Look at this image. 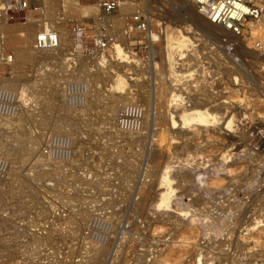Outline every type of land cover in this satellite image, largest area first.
Listing matches in <instances>:
<instances>
[{"label": "rangeland", "instance_id": "1", "mask_svg": "<svg viewBox=\"0 0 264 264\" xmlns=\"http://www.w3.org/2000/svg\"><path fill=\"white\" fill-rule=\"evenodd\" d=\"M184 1L183 9L175 8L193 10ZM44 2V22L62 29L72 50L69 27L55 14L56 0ZM94 6L95 0H86L72 12L82 18L90 8L87 16L107 15ZM106 17L120 18L121 11ZM106 27L98 26V36H111L106 45L119 46L126 58L105 46L98 61L77 53L73 67L61 49L53 60H39V54L21 60L16 42L24 32L5 33L15 56L11 76L20 80L28 103L20 104L26 113L0 119V153L7 150L14 167L0 183V264H195L198 257L203 264H264V178L256 177L258 162H250L251 149L243 147L247 142L264 152V133H257L264 131V39L256 48L249 31L231 42L204 27L176 26L181 38H169L167 46L159 42L163 28L156 26L158 43L149 52L133 46V38L125 40L124 21L122 29ZM32 42L23 46L26 52ZM230 45L238 62L224 51ZM117 76L125 83L120 91L110 82ZM73 80L91 86L84 109L59 102L62 83ZM117 92L142 97L143 108L128 105L141 107L145 128L143 120L119 127L128 133L114 128L111 97ZM169 95V104L162 105ZM55 125L73 142L65 162L46 150L48 128ZM94 216L102 232L98 242L88 237ZM94 243L98 248L89 245Z\"/></svg>", "mask_w": 264, "mask_h": 264}, {"label": "built area", "instance_id": "2", "mask_svg": "<svg viewBox=\"0 0 264 264\" xmlns=\"http://www.w3.org/2000/svg\"><path fill=\"white\" fill-rule=\"evenodd\" d=\"M86 0H56L55 14L58 21L65 23L68 30L73 32L82 31L85 33L83 41L74 44L70 55L66 57V64L70 67L75 65L73 57L77 53H83L91 60L97 59L98 49L104 48L111 36H98V18L95 16H76L72 12L75 6L82 5ZM139 0H95L97 11L110 15L119 11V8L128 3L136 2V9L127 15L126 28L134 39L133 46H142L151 52L153 49L152 36L149 28L150 17L138 5ZM197 12L210 21L212 24L225 28L237 36H243L249 30L248 23H264V0H190ZM49 14L48 6L44 0H0V26L13 23L32 22L39 25L41 20ZM93 17V23L85 21ZM89 26V27H87ZM91 32V33H89ZM60 37L55 28L44 23L36 32L32 47L38 52L58 50ZM261 46L256 41V48ZM233 45L226 46V51H232ZM85 53V54H84ZM149 54V53H148ZM152 57V55H151ZM14 53L7 44L6 35L0 30V78L11 76L14 73ZM87 82L69 81L65 84V102L71 108H80L85 104L88 95ZM89 86V85H88ZM18 102L14 91L8 88H0V116L14 117L18 111ZM141 123V110L135 105H126L119 118V126L133 127ZM259 133V132H258ZM50 157L53 160L65 162L71 158V141L69 136L54 134L49 139ZM258 150V148H256ZM9 170L8 162L0 157V180L6 176ZM88 237L92 242H98L100 230H98V216L89 221ZM98 246V244H89Z\"/></svg>", "mask_w": 264, "mask_h": 264}, {"label": "bare ground", "instance_id": "3", "mask_svg": "<svg viewBox=\"0 0 264 264\" xmlns=\"http://www.w3.org/2000/svg\"><path fill=\"white\" fill-rule=\"evenodd\" d=\"M176 1H179V3H176ZM150 2H152V3H154V4H156V2H158L157 4H156V8L154 7V6H152L151 4H150ZM185 1L184 0H148L147 2H144V1H142V0H139L138 1V5L139 6H141V8L142 9H146L147 10V12H148V14H149V17H150V21H149V25H150V32H151V36H152V44H153V47H154V45L156 44V42L158 43V39H157V36H155V35H157L156 34V30H154V27H156V26H161L163 29V32L162 33H160L159 34V42H161V44L163 43V44H166L167 46H168V44H169V38H173V39H175L176 40V38H177V41L179 40V38H181V35H178V34H176V26H178V27H180V26H184V27H188V26H190V25H194V27L196 28V29H199V28H202V27H204L206 30H208V31H210L211 32V34L212 35H220V38L221 39H223V40H227V41H231V42H235V41H237L238 40V38H241V37H245V35L246 34H244L243 36H237V35H235V34H233V33H231L230 31H228V30H226L225 28H222V27H220V26H217V25H215V24H212L210 21H208L206 18H204L202 15H200L198 12H197V10H196V8H195V6H194V4L189 0V5L193 8V10H188V11H182V12H180L179 10H178V8H175V6H178L179 8H184L185 7V3H184ZM137 4H136V2H132V3H128V4H126V5H123V6H121L120 8H119V11H121V17L119 18H117V19H114L115 17H113L112 18V20H110L111 18H109V17H106V16H110V15H105V17H102V16H98L97 18V20H98V26H100V27H105L106 29H107V31H108V28L106 27V25L109 27V28H111L112 27V24L116 27V28H121L122 26H123V21H124V23H125V30H124V34H125V40L128 42V40H130V38H132L131 37V35H129L130 33L128 32V29L126 28V21H127V15L129 14V13H131V12H133L135 9H136V6ZM92 8H94L95 9V11L97 12V8L94 6V7H92ZM90 11H92V9H88V10H84V11H82V14H83V16H87V13L88 12H90ZM146 12V11H145ZM98 13V12H97ZM189 13H190V15H189ZM90 15H91V13H90ZM57 17V16H56ZM46 18H44V19H42L41 20V23L39 24V29H40V27L44 24V23H46V22H44V20H45ZM57 19H58V17H57ZM113 19H114V21H113ZM56 19L54 18V21H55ZM161 20H162V24H160L161 23ZM159 21H160V23H159ZM30 22H27V23H13V24H20L19 26H15V27H13V26H8V25H13V24H4V25H2V26H0V30L5 34V33H7L8 35H13V33L15 34V33H19V32H21V31H23L24 32V34H22L21 36L23 37V40L22 41H18V42H16L17 43V48H18V54L16 55L17 56V58H19V59H21V60H29L30 58H32V55L33 56H36V55H38L39 54V56H41L40 58H39V60H53L54 59V57H56V53L55 52H57V50L54 52V51H48V52H38V51H36L35 49H33V47H32V49L33 50H31L30 48L29 49H27V52H26V50L24 49V47L23 46H25V45H30L31 44V42H32V39H33V37L35 36V34H36V32L38 31V30H36L35 28H34V26L33 25H30L29 24ZM26 24H29V25H26ZM34 24H36V23H34ZM171 25H173V27H171ZM53 28H55L56 30H57V32H58V35H59V37H60V45H59V48H58V51H60V49H61V52H62V58H63V60H64V58L66 57V56H69L70 55V53H69V51H71V48L70 47H67L66 46V44H65V39H62L63 37V35H62V29H57L55 26H53V25H51ZM165 26V27H164ZM248 26H249V35L250 36H252L254 39H256L257 41H261L262 39H264V23H255V22H250V23H248ZM122 29V28H121ZM116 30V29H115ZM157 30H158V28H157ZM109 32H111V31H109ZM64 33V32H63ZM112 33V32H111ZM158 33H159V31H158ZM248 33V32H247ZM65 34H67L66 36H68V38H71V36H72V45H74L75 43L76 44H78V42H80V41H83V39H84V37H86V35H85V33L84 32H82V31H78V32H73V33H71V36L66 32ZM189 34V33H188ZM187 34V35H188ZM162 35V36H161ZM244 39V38H243ZM248 39H250V37L248 38ZM124 39H123V44L124 43H126V41H125ZM241 42H243L242 40H241ZM111 43V42H110ZM244 43H242L241 45H243ZM27 46V47H28ZM107 47H108V50L107 51H112V53H115L116 54V56H117V58L118 59H121V60H123L124 58H126V52H124L119 46H117V45H112V46H110V45H106ZM172 46V45H171ZM170 46V47H171ZM227 47H229V46H227ZM105 48V47H104ZM104 48H100V49H104ZM169 48V47H168ZM243 48H244V45H243ZM154 49V48H153ZM35 51V52H34ZM172 51V50H171ZM224 51H225V53H226V55H227V57L231 60V61H233L234 63L235 62H238V60L236 59V57L234 56V47H233V49H232V51H229V52H227L226 51V47L224 48ZM37 53V54H36ZM164 53H166V54H169L170 55V52H169V50H167V49H165V51L163 50V54ZM178 53V52H177ZM38 56V57H39ZM166 56V55H165ZM168 56V55H167ZM181 56V55H180ZM37 57V56H36ZM37 57V58H38ZM177 57V56H176ZM168 58V57H167ZM170 58V57H169ZM154 59V58H153ZM20 60V61H21ZM170 60V59H169ZM65 61V60H64ZM152 61V60H151ZM181 61V60H180ZM38 62V61H37ZM96 62V61H95ZM165 62V61H164ZM168 62V61H167ZM166 63V62H165ZM65 65V64H64ZM167 65V64H166ZM166 65H164V66H166ZM67 66V65H66ZM183 66V65H182ZM15 67V62H13V68ZM65 67V66H64ZM68 67V66H67ZM70 70H72V69H70ZM177 70V69H176ZM178 71V70H177ZM14 72H15V68H14ZM70 74V73H69ZM13 76H11V77H9V78H5V77H3V78H0V88H8V89H11L12 91H14V93H15V95H16V98H17V102H18V111H17V113H16V115L14 116V117H11V118H9V117H1L0 116V119L2 118V119H13V118H15V117H17L19 114H22V113H26V110H25V108L24 107H21L20 106V104L21 103H23V105L24 104H26V103H28V99H27V97L25 96V93H24V90L22 89V88H20V80H18L17 78H12ZM12 78V79H11ZM70 78V77H69ZM69 80V79H68ZM76 80V79H75ZM74 81V80H73ZM69 82V81H68ZM110 82L112 83L113 82V84L114 85H116L118 88H119V91L120 90H122L123 89V87L125 86L124 84V81L122 80V79H120L118 76L116 77V78H111L110 79ZM67 82H64V83H62V86H61V88H62V96H63V100H62V98L59 100V102H61L62 103V101H64L63 103L65 104V106H67V104H66V102H65V93H64V86H65V84H66ZM106 87H108V85H106L104 88L105 89H103L104 90V92H108V90H106ZM87 88H88V95L86 96V98H85V104H87L88 103V100H89V98H90V95H89V90H91V86H88V84H87ZM175 91L176 90H173V92L175 93ZM116 93V92H115ZM121 93V92H120ZM120 93L118 94V92H117V95H112L113 97H111V99H113V101H115L116 103H115V115H114V128L116 129V128H119L120 126H119V118H120V115L122 114V110H124V108H125V106L126 105H128V104H135V103H137V104H135V105H138L139 103H140V106L142 107V103L144 102L141 98H140V100L139 99H135L133 96L132 97H130V98H128L127 96H120ZM170 94V93H169ZM172 95H173V93H171ZM111 96V95H110ZM129 96V95H128ZM98 97H100V96H98ZM107 97H109V96H107ZM168 97V96H167ZM166 97V98H167ZM146 98V97H145ZM165 98V97H164ZM163 98V99H164ZM165 98V99H166ZM170 98H171V96L169 95V97L167 98V100L165 101V102H163V103H161L162 105H168L169 104V101H170ZM108 99H110V97L108 98ZM148 101H149V99H147ZM147 100H145L147 103H148V101ZM136 101V102H135ZM145 102V103H146ZM111 103H112V101H111ZM110 104V103H109ZM114 104V103H113ZM62 106V105H61ZM139 106V107H140ZM68 107V106H67ZM86 107V106H85ZM85 107H82L81 109H84ZM141 107L139 108L140 110H141V124H142V120L144 121L143 122V126H144V128H145V120L146 119H148V118H146V117H144V119H143V110L141 109ZM143 108V107H142ZM68 109L70 110H74V108H70V107H68ZM76 109V108H75ZM148 113H149V111H148V109H146V107H145V114L144 115H148ZM69 116V115H68ZM66 118V117H65ZM51 120V119H50ZM49 120V121H50ZM51 123V122H50ZM50 123L48 124V125H50ZM147 123V122H146ZM54 124V122H52V124H51V126H54L53 125ZM51 126H49V128H48V133L46 134V139H45V144H46V150H47V153L50 155V142H49V139H50V137L51 136H53L54 134H64V135H69L68 134V132L67 131H65V130H62L64 127H57L56 125V127H55V129H57V130H55V129H51ZM67 125H65V127H66ZM65 129V128H64ZM120 129V128H119ZM264 130V129H263ZM117 132H118V130H116ZM120 131L121 132H123V133H128V131H124V129H120ZM121 132H118L117 134H122ZM258 132H260V133H264V131H258ZM257 132V133H258ZM130 133V132H129ZM71 134V133H70ZM253 135H256V134H254L253 133ZM252 135V136H253ZM45 136V135H44ZM163 137V135L161 136V138ZM163 139V138H162ZM70 141H71V145L73 146V142H72V140L70 139ZM159 141H161L162 142V140H159ZM70 147V149H71V153H74V147ZM250 147V149H251V155L252 156H254V157H248V159H251V161L250 162H252V163H254V162H258V164L257 163H255L254 164V167H255V171H256V177L258 176L259 177V181L261 182V180H262V178H264V163L261 165V166H259V164H260V162H264V159H262V160H260V158H262V157H264V152H261V151H257L256 150V148H254V147H252V146H250V145H248V143L246 142V143H244V146L243 147ZM5 149V148H4ZM10 150H8V152H9ZM264 151V150H263ZM0 152H1V149H0ZM6 152V153H5ZM5 152H3V153H5V154H7V150L5 151ZM44 152H45V149H44ZM44 152H43V154H44ZM46 153V152H45ZM3 155L2 153H0V157H2V158H4L7 162H8V164H9V170H8V173L6 174V176L4 177V178H2L1 180H0V183L1 182H3L6 178H7V176L9 175V173L11 174V173H13V168L14 167H12V165H11V167H10V164H11V162L9 161V159H10V156H9V159H8V157H7V155ZM47 156V158L49 157L48 155H46ZM45 156V157H46ZM257 156H259V157H257ZM247 157V156H246ZM50 159V158H49ZM54 161H57V160H54ZM59 162H61V161H59ZM70 162V161H69ZM262 169V170H261ZM230 171V170H229ZM11 176V175H10ZM255 177V178H256ZM261 179V180H260ZM255 181H257V179H255ZM250 183H251V181H250ZM3 184V183H2ZM150 195V194H149ZM147 196V195H146ZM148 197V196H147ZM150 197V196H149ZM148 197V198H149ZM147 198V199H148ZM200 202V199H196V200H194V204L195 203H199ZM212 214V213H211ZM207 216V215H206ZM226 216V215H225ZM79 219V218H78ZM110 220V219H109ZM211 224H213V222H211ZM86 225V224H85ZM79 226V225H78ZM88 226H89V224H88ZM80 227H81V225H80ZM116 229H117V227L116 226H113V228H112V232H111V234H114L115 233V231H116ZM133 229H134V226H133ZM106 231H107V229H106ZM195 233H196V231H195ZM198 233V232H197ZM110 234V231L108 232V235ZM212 235V234H211ZM210 236V235H209ZM132 237V236H131ZM181 240H183V239H181ZM134 241V240H133ZM95 244V243H94ZM182 244H184V243H182ZM96 248H98V246H95ZM97 251V250H96ZM103 251V250H102ZM98 252H99V250H98ZM166 257H168L167 255H165ZM173 257V256H172ZM162 259H163V257H161ZM166 259V258H165ZM161 260V259H160ZM167 260V259H166ZM162 261H164V259L162 260ZM171 262V261H170ZM167 262H164V264H166ZM169 263V262H168ZM195 264H203V262L201 261V259H199V257H198V259L196 260V262H195Z\"/></svg>", "mask_w": 264, "mask_h": 264}]
</instances>
